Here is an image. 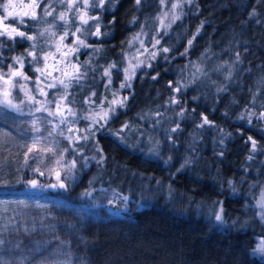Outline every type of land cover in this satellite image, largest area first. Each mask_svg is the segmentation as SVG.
I'll list each match as a JSON object with an SVG mask.
<instances>
[{"label":"trees","instance_id":"1","mask_svg":"<svg viewBox=\"0 0 264 264\" xmlns=\"http://www.w3.org/2000/svg\"><path fill=\"white\" fill-rule=\"evenodd\" d=\"M158 9V0H107L95 11L101 35L86 36L91 46L80 56L90 62L87 76L69 90L76 109L89 93L111 97L105 68L115 63L121 80L128 42ZM28 25L21 27L37 32L36 21ZM2 42L1 65L28 58L31 41ZM161 47L171 51L139 69L123 91L125 107L78 142L88 166L58 132L42 144L52 141L57 155L69 147L61 165L57 155L38 152L25 163L31 121L45 136L52 125L41 112L0 107V264H264L254 253L264 236L256 206L264 188V0H193ZM33 63L26 59L24 69L31 78ZM203 116L211 123L198 127ZM156 141L158 154L150 151ZM67 155L76 160L75 178L65 181L67 190L49 187L56 184L50 169L68 171ZM107 185L128 201L98 200ZM221 209L223 223L215 220Z\"/></svg>","mask_w":264,"mask_h":264},{"label":"snow or ice","instance_id":"2","mask_svg":"<svg viewBox=\"0 0 264 264\" xmlns=\"http://www.w3.org/2000/svg\"><path fill=\"white\" fill-rule=\"evenodd\" d=\"M61 2H63V0H61ZM136 4L139 5L141 3V0H135ZM166 0H160V3L163 5L165 4ZM184 2L191 4L193 2V0H184ZM41 4H45V7L43 9H41L42 13L44 16H51L52 12L55 11V9H52L51 11L49 10V8L51 7V5L47 4V0H31V2L29 4H27L25 7L31 9L30 12H23V13H17L15 12V8L16 5L13 3V0H0V36H7L8 39H12L14 40L16 37L21 38V40H27V41H35L37 39L38 36L43 37L45 35V33H49L51 36H55L56 33L51 31V28H45L44 31L42 32H37L35 34H29V32L26 31H20L18 30V25H24L25 28H30V27H34V25H28L24 19H19L16 22V25H10V24H6L5 21L8 19H13L14 21L16 20L17 16H28L31 20L33 21H37V22H41L43 17L38 16L36 9L40 8ZM77 4V0H68L67 3V8L68 10H71L74 6H76ZM89 6L91 7H103V0H99L98 3H92L91 5L89 4V0H83V8L87 9L89 8ZM183 4L180 2L177 3H172L171 4V8L177 9V8H182ZM79 11V9H77ZM253 15H255V13H253ZM168 17V13H164L163 14V18L160 19V23H161V27L164 29L170 28L171 27V23H174L176 20L180 19L179 15H173L171 18V22L168 24L164 23V18ZM54 19H59L60 21H63L64 24H68L69 21L68 19H66V15L65 12L61 11L58 15V17H55ZM80 22L81 24H88L89 19L92 20H99L100 18L98 16H92V17H88L87 12L85 11L80 17ZM56 25L53 24L52 27H55ZM203 25L201 24V27ZM93 27L95 28V31L92 33L93 35L100 37L101 33H100V25L99 23L93 25ZM82 30L80 28H76L74 31L71 32L72 37H74L75 39H73L69 44H65L64 41L65 39L68 37L69 32L67 29H65L62 33V35H60L59 37V42L55 44L56 47V52L60 53L62 57L67 56L69 53H76L80 50V48H88L91 45H89L88 43H86V39H82L80 36H77L78 32H81ZM87 31H90V29H88ZM199 33V29H197V34ZM165 34H167L165 32ZM158 35V34H157ZM163 37L157 38V36H153L152 40L154 41V43H152V48H158V46L161 45V39ZM195 39V35L192 37V39H190L188 41V47L192 46V42ZM132 41H139L140 44V48L137 49L136 51V56H134L133 58L136 59V57H138L139 55H147L150 57V59H155L156 56L159 53H169L171 51V49L169 47H159L158 51H150L147 47H145L143 40H140V34H137L135 36L132 37ZM132 41H129V46L132 45ZM37 45L35 43L31 44L30 48L31 49H36ZM62 48H66L67 52H62L61 49ZM143 49V52L140 51V49ZM30 50L28 51V55L32 57V59L34 61H37V63H39L40 60L43 61H47L49 59V57H52L53 59H55V53H51V52H43V49H41L42 51V55L38 58L35 51ZM97 51H99V49H97ZM188 49H185L184 53H181V55H186L187 54ZM164 59H168V56H164ZM16 62L20 64L21 68H23V61L21 60L20 57L16 58ZM237 62H239V53H237ZM85 64L90 63L89 61H85ZM128 67L127 68H123V72H124V82H122L120 84V89L123 88H131V83L130 81L134 78L135 74H136V69L140 68L142 65H144V61L138 60L135 64L132 63L131 60H129L128 62ZM68 67L72 68L74 71H72L71 73H69L68 71H64L63 75L65 77L68 78V82H65L64 79H59L58 83L60 85V87L63 89L62 92H54L52 94V99L46 100L44 102V104H41L40 100H37L35 96L32 95H28V93L26 92V95H28V99L29 101L34 102L37 105H41L39 107L35 108V112H46L48 116H52V117H59V122L56 124H52V128L50 131L47 132V136L42 134V129L39 126L37 120H33L31 121V129L33 131V135L30 138V143L25 145L26 151L24 153L25 156V163H27V160L29 159V155L32 154L33 152H38V153H53V155H57V153L54 151V144L52 141H49L46 144H42V141H48L49 137H53L54 134H56L57 129L60 128V125H66L67 126V131L68 132H73V127L72 125H74L75 123H77V113L76 111H74L73 106L75 105V100H69L67 104L64 103V101L68 100V89L71 86V81L75 80L77 81V83L79 82V80L82 77H86L87 76V69H85L84 72H81V65H79L78 63V57H77V61L75 63L73 62H68ZM117 65L115 63L110 64L107 68H105L103 75L108 77V81L107 84L105 85L106 87L108 85H110L112 83V74H111V69L112 68H116ZM147 67H152V65L149 63L147 64ZM9 68L11 69L10 72V76L8 80H5V84H11V77H15V76H20L22 77L24 80H28L29 77L24 75L23 72L16 70L14 68H12L11 65H9ZM48 68L47 63L44 64L43 67H35V71L41 73L42 75L45 73V70ZM197 71H199V69H197ZM47 75H51V73H47ZM153 79H156V76L152 77ZM230 78V75L228 77H226V79ZM0 79H3V76H0ZM56 79L54 78L53 83L47 84L48 88L54 89L57 88V83H56ZM37 83H39V81H37ZM20 89L23 91L25 89L24 85H19ZM171 87V85H170ZM181 85L179 84V82H177L176 87L173 89L176 92L181 91ZM11 93L5 89L3 92V99L0 100V107H9L12 109H15V111H17L18 113L22 112V109L20 108L19 104H13L12 100L9 99ZM39 95L41 96H48V93L43 89L40 88L39 89ZM93 96H95V92L92 93ZM119 93L118 91L113 93V99L109 102V108L108 109H104L102 106H98L100 108L99 111H96L94 109H90L91 114L90 115H86V116H81V119H86V120H90L92 125H99L101 128H103L106 124H108L109 120L116 115V106H119L120 108L125 107L126 101H127V97H124L122 100L118 98ZM89 101H91V97H89ZM86 101V102H89ZM92 103H95L94 101H91ZM170 102L171 103H178V101L176 100L175 97L170 98ZM47 104H53L54 108H48L46 105ZM178 115L183 116L184 113L183 111L179 112ZM69 117H72V120H69ZM264 117V112L260 113V116L258 118ZM241 119H244V116L240 117ZM48 123H52V121H49ZM211 122L208 121L206 116L202 117V123L198 125V127H203L205 124H210ZM126 128H128L127 124H124L116 133H114L115 135L119 136L121 132H123ZM179 128V124H177L176 127L172 128L171 131L172 132H176L177 129ZM79 131V130H76ZM85 131H87L89 133V136H83L82 138L84 140H88L91 137L95 136V131L93 130V127H88L85 129ZM60 136H63L65 139H67L69 141V146L71 147L73 140H75L77 143L79 142V140L81 139V137L79 136H65V129H60L59 133ZM249 141H251V145H252V151H256L257 150V146H256V141L252 139V137L248 138ZM58 143V142H56ZM39 146V147H38ZM159 147V141L155 142V147L150 149L151 152H154L155 154H158V149ZM71 151L73 153H78V149H76L75 147L71 148ZM96 151L98 152H102V150L97 146L96 147ZM69 152V147H65L61 153H59L57 155V159H56V164L57 165H61L64 159V153H68ZM92 159H97L95 156L92 157ZM249 159H251V157H249ZM103 160V157L101 156V158L99 160H97V163H101ZM191 161H185V164L190 163ZM68 171L61 176V173L59 171H55V169H50L49 171H55V178L57 183L56 184H51L49 185V187L52 188H56L59 187L60 189H64L67 190L68 188V184H66L64 181L67 180H73L74 174H73V170L76 168V160L73 158L70 163L68 165H66ZM183 167V165H182ZM38 171V170H37ZM44 173L41 172L40 175H43ZM29 183L31 184V186L33 188L38 187V181L33 179L30 180ZM231 183V182H229ZM86 195H91V193H86ZM119 199H122L124 202L128 201V196H122L119 197ZM114 200H109V204H113ZM257 207H259L260 209H264V193L261 194V198L260 200L257 202ZM223 210L221 209L219 212H217L215 214V220L223 223ZM261 220L264 221V212L261 213ZM264 243V242H262ZM3 244V241L0 240V245ZM258 251L264 253V247H259Z\"/></svg>","mask_w":264,"mask_h":264},{"label":"rangeland","instance_id":"3","mask_svg":"<svg viewBox=\"0 0 264 264\" xmlns=\"http://www.w3.org/2000/svg\"><path fill=\"white\" fill-rule=\"evenodd\" d=\"M106 1L107 0H103V5L106 4ZM5 2H6V0H5ZM30 2H31V0H13V3L16 5L15 12H17V13L30 12L31 9L25 7ZM52 2H53L52 0H47V4L51 5L49 10L51 11L52 9H55V11L52 12V16L54 18L58 17L59 13L61 11H63V12H65L66 19H68L69 23L65 25L64 22L60 21L59 19L44 21L45 19L49 18L50 16H44L43 15L41 8L43 9L45 6H44V4H41L40 8L36 9V12H37L38 16L41 15L43 17V19H42L43 21H41V22L36 21L37 22L36 28L38 29L37 32H42V31H44L45 28H51V31L55 32L56 35L51 36L49 33L46 32L43 37L38 36L35 41H31L32 44L35 43L37 45L36 49H34V50L31 49V50L35 51L38 58L42 55L41 49H43V52L55 53V59H53L52 57H49V59L47 61L40 60L39 63H37V61H34L32 59V57L27 54L28 58H26L24 55L17 56V57H20L21 60L23 61V68H21L20 64L16 62V59H15L16 64H14V65L7 64L6 65L7 67H6V66L1 65L2 63L0 64V76H3V79H0V100H2L4 98L3 92L5 89H7L11 93L9 99L12 100L13 104H19L22 111H32V110H35L36 107L41 106V105L35 104L32 101H29L28 95L35 96L37 100L41 101V104H44V102L46 100L52 99V94L54 92H62L63 91V89L60 87V85L58 83L59 79H64L65 82H68V78L63 75V72L68 71L69 73H71L72 71H74L72 68L68 67V62L75 63L77 61V57H78V63H79V65L82 66L80 69L81 72H84V66H88L87 64L84 63L86 61V59H84L80 56L82 50H85L87 48H80V50L78 52L69 53L67 56L62 57L60 53L56 52L55 44L59 42V37H60V35H62V33L65 29H67L69 32L68 37L64 41L65 44H69L73 39H75L74 37H72L71 32L74 31L76 28H80L82 30L81 32L77 33V36H80L82 39H86V36H88L89 33H91L92 36H95L92 34L95 31V28L93 30L91 28L92 22L94 24H96L95 20L89 19L88 24L85 25V24H81L79 17L85 11L87 12L88 17H92L94 15L98 16L95 11L101 7L89 6V8L84 9L83 8V0H77L76 6H74L71 10H68V8H67L68 0H63V2H61V0H58L57 5L59 7H54L52 5ZM94 2L98 3L99 0H89L90 5ZM158 2H159V9H158V12L156 13L155 17L153 18V20H151V23L147 24V26L141 25L139 27V29L133 35V36H135L137 34H140V40H143L145 47H147L150 51H158V48L161 47L163 44V39L169 33L171 27L178 21V20H176L174 23H171L170 28L164 29L161 27V23H160V19L163 18V14L168 13V17L164 18L165 24H168L171 22V18L173 15H179L180 19H181L183 17V15L185 14V7L187 4L186 2H184V0H166L165 4H163V5L160 3V0H158ZM177 2L182 3L183 7L173 10L171 8V4L177 3ZM77 9H79V11ZM21 18L24 19L27 24H28V21L31 20L28 16H22V17L17 16L15 21L13 19H8L5 21V23L10 24V25H16V22ZM53 24H55L56 26L52 27ZM21 26L22 25H18V30L26 31V30L22 29ZM88 29H90V31H87ZM37 32H35V33H37ZM165 32L167 34H165ZM35 33H32V34H35ZM153 36H157V38L163 37L161 39V45L155 49L152 48V43H154V41L152 40ZM132 37H131L130 41H132ZM2 39H8V37L7 36H0V53L2 51V48L4 47ZM86 43H87V41H86ZM138 48H140L139 41H132V45L131 46L128 45V49L125 53V65L123 68H127L129 66L128 65L129 60H131L133 64H135L137 62V59L144 61V65H142L141 67H144L145 65L149 64L150 57L147 55H139L138 57H136V59L133 58L134 56H136V51ZM61 51L67 52V49L62 48ZM140 51L143 52V49L141 48ZM17 57H15V58H17ZM26 59L34 62L33 63L34 69H35V67H43L45 63H47L48 68L45 70V73L43 75L39 72H36L37 76L35 78L29 77L28 80H24L20 76H15V77H11V84H5V80L9 79L10 72H11L9 65H11L12 68L19 70V71L23 72L24 75H26V72L24 71L25 65H26ZM140 68L136 69V74L138 73ZM112 69H111V74H112V83H111L112 95H111V97L109 99H107L103 94H101L100 98L98 100H96L94 98V96L92 95L93 92L89 93V95H87L85 97V99L82 101L83 106H82L81 110L76 109L73 106L74 111H76V113H77L76 119L78 121L77 123L72 125L73 132H71V133L68 132L66 130L67 129L66 125H60V128L57 129L58 133H59L60 129H65V136H79V137H81L79 142H84L85 140L82 137L83 136H89V133L87 131H85V129L88 127L94 128V126L92 125L90 120L81 119L80 117L90 115L91 114L90 109H94L96 111H99L100 108L98 106H102L104 109H108L109 108V102L113 99V93L116 91H118V93H119V96H118L119 99L122 100L124 97H126V95L124 94L125 92H123V91L126 89H129V88L126 87V88L120 89V87H119L120 84L122 82H124V75L125 74L123 72V69L121 71L122 72L121 80H116L114 78L113 73H112V71H113ZM49 72L51 73V75H47V73H49ZM136 74H135V76H136ZM135 76H134V78H135ZM54 78H57L56 79L57 88H54V89L48 88L47 84L53 83ZM134 78L130 81L131 86L133 84ZM37 81H39V83H37ZM107 81H108V79H107ZM75 82H76L75 80L71 81V86ZM19 85H24L25 89L22 91L20 89ZM70 87L67 90L68 93L70 92L69 91ZM40 88H43L48 93L47 97L39 95V89ZM51 91H52V93H51ZM26 92L28 93V95H26ZM89 97H91V101H94L95 103H92L91 101H89ZM68 101H69V96H68V100L64 101V103L67 104ZM86 101H89V102H86ZM46 106L48 108H54L53 104H47ZM118 108H119V106H116V110ZM40 114L43 117H45L48 121H52L51 125L59 122V117L48 116L46 112H41ZM72 119H73L72 117H69V120H72ZM76 130H79V131H76ZM77 144L78 143L75 140H73L71 147L70 146L69 147L70 148H72V147L77 148ZM78 153H79L78 155L80 156V159L83 160L82 165L88 166L90 161H91L88 158V156L83 155V151H81V149H79ZM73 158H74V155H67L66 162L69 164ZM55 171H59L61 173V176L64 175L63 172H61L59 169H56ZM55 171H54L52 177L54 179V183H57L56 178H55ZM102 189H103L102 190L103 193L101 192V195L99 196L98 200L102 201L103 203L105 202L106 204L109 203V200H114V202H116L119 195L113 186L107 185V186L102 187ZM262 193H264V188L261 190L257 202L260 200ZM126 208L127 207H124V209H126ZM257 209H258L259 216L261 218V213L264 212V209H260L259 207H257ZM262 242H264V236L258 237L257 241H256L254 253L257 256L264 258V253L258 251L259 247H264V243H262Z\"/></svg>","mask_w":264,"mask_h":264}]
</instances>
